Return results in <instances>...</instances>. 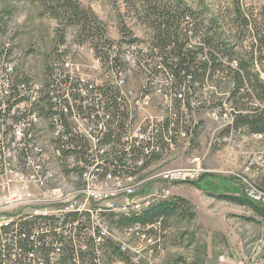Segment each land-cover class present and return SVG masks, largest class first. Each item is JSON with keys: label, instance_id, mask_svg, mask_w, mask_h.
I'll list each match as a JSON object with an SVG mask.
<instances>
[{"label": "rangeland", "instance_id": "1", "mask_svg": "<svg viewBox=\"0 0 264 264\" xmlns=\"http://www.w3.org/2000/svg\"><path fill=\"white\" fill-rule=\"evenodd\" d=\"M71 1L79 4L80 9L89 11V15L80 21L70 22L65 14L66 8H63L66 0H0V50L7 41L12 42L14 51L19 54L16 71L18 79L48 82L51 65L57 58L58 45L65 41L70 32L75 41L95 47L102 57V63L95 66L91 54L74 55L75 61L84 65L83 73L98 78V86L104 89L114 87L110 59L124 58L131 49L136 65L133 67V77L124 79L123 85L134 91V97H138L148 81L152 93L148 110L155 115L164 113L166 101L171 96L156 91L162 79L165 80L167 76L158 65L162 62L165 65L167 56L169 64L177 60L173 54L168 53L171 47L158 45L157 35L161 27H167L171 9L174 12L185 10L193 23H202L214 38V43L210 45L197 34L190 36L189 43L193 46L188 43L185 51L192 50L197 63L201 65L214 58H233L239 65L248 64L252 73L264 80V0ZM172 15L176 24L186 30L190 29L184 18ZM173 59L174 62L171 61ZM221 65L217 70L210 71L212 76L205 79V85L196 84L193 88L199 90L194 99L198 98L202 105L195 115L201 128L194 135L192 146L187 148L180 143L174 152L151 160L133 179L145 183L139 186L141 194L155 193L170 187L173 194L169 199H187L189 206H184L178 214L151 228L149 233L154 242L152 245L143 240L136 229L128 228L129 225H119V219L126 216L111 212L101 216L95 214L92 219L109 233L100 246L103 264H264V218L250 204L231 202L217 195L224 193L248 197L264 208V204L242 193L237 182L225 173L232 171L244 174L253 184L264 186V165L261 159L264 156V138L252 136L240 149L213 147L208 151L210 138L223 127V122L212 119L210 112L225 98L224 95L227 98L231 96L236 85L234 72L229 70L228 65ZM168 69L171 70L170 67ZM238 96L239 105L250 109L255 107L249 104L246 93ZM44 103L45 116H52L53 105L47 99ZM42 125H45L47 140L43 144L46 160L50 161L48 164L57 172L61 184L55 189L32 186L35 206L27 204L4 208L0 205V216L7 215L9 218L11 214L20 215L35 210L54 213L61 208V204H54L68 197L83 205L87 198L95 199L91 193H110L115 188L114 183L104 181L102 175L84 180L78 173L71 174V167H64V163L55 161V157H64L72 144L68 146L56 139L50 119L45 121L44 118ZM72 127V136L83 140L86 130L75 129L74 125ZM79 144L77 150L81 154L89 149L97 151L93 144ZM115 146L120 145L106 144L102 147L113 151L112 147ZM197 155H206V167L223 173H207L198 183L171 185L156 180L155 177L160 173L191 166L192 157ZM253 159L258 161L255 165L260 166L254 167L251 163ZM89 162L91 166L95 164V161ZM100 204L89 201L86 206L95 210ZM88 220L85 216L81 220L86 226L82 231L85 238L77 239L72 244L75 248L89 245L90 254L80 260L81 264H93L94 259L92 250L95 246L89 234L92 223L90 225ZM121 243L130 248L128 253L123 252Z\"/></svg>", "mask_w": 264, "mask_h": 264}, {"label": "built area", "instance_id": "2", "mask_svg": "<svg viewBox=\"0 0 264 264\" xmlns=\"http://www.w3.org/2000/svg\"><path fill=\"white\" fill-rule=\"evenodd\" d=\"M184 20L190 27L188 31L191 36L194 23L189 15L184 16ZM189 46H193L192 43H189ZM84 53L93 56L95 66L102 63V57L98 55L95 47L75 41L73 35L68 32L65 41L58 45L57 58L51 65L48 82L39 83L16 77L19 54L14 51L11 41H7L0 50V205L4 208L27 204L35 206L33 202L36 199L31 190L32 186L44 189L50 187V183L59 185V182L51 181V176L48 174L50 161H46V150L43 145L44 141H47L45 125H35L32 122V112L36 109H43L45 121L50 119L51 127L58 128L57 140L68 146L72 144L64 157H55L54 153L55 161L64 163V167H71V174L78 173L84 180L102 175L104 181L113 182L115 188L110 193H91L95 199L87 198L83 205L69 197L60 202L55 200L54 202L59 204L54 205L61 204V208L54 212L53 221L32 218L31 212L11 214L9 218L7 215L0 216V220H7V228H0V240L6 245L15 243L18 238L25 239L26 234L22 233L21 236L17 231L20 230L22 223L28 222L34 223L36 229L39 227L48 229L53 226L65 241L74 244L75 240L85 238L82 231L86 226L81 221L85 216L90 220L88 223L90 225L92 223L89 234L95 246L92 250L93 264H103L100 258L102 255L100 246L109 233L92 217L95 214L101 216L105 212L116 215L117 210L126 205H134L135 209L156 196H172L170 187L155 193L141 194L139 186L145 183L133 179L143 171L145 164L174 152L180 143L187 148L192 146L194 135H197V130L201 128L200 122L195 120V115L202 102L198 98L194 99L199 90L193 89L192 82H181L176 72L171 68L172 71L168 69L169 63L166 62L165 67L162 62L158 67L168 77L162 79L160 88L156 91L171 97L166 101L165 112L155 115L148 110L152 100L148 81L139 98L134 97V91L122 85V77H133L134 74L136 58L131 49L124 58L110 59L109 66L113 69L114 87L109 89L99 87V79L94 75L89 77L83 73L84 65L75 61L74 55L83 56ZM216 61L220 66L223 63L228 65L230 71L234 73L238 71L242 74L244 86L239 95L248 90L249 104L255 107L250 109L244 105L237 106L232 98L224 95L225 98L210 112V117L215 121L223 122V127L217 132L218 134L214 133L215 135L210 138L208 151L213 147L240 149L252 136L264 138L263 132H251L247 124L238 123V120L246 115L263 111L264 102L253 92L237 61L233 58H220ZM208 63L209 73H206L205 79L212 76L210 71L213 60L208 59ZM46 99L53 105V116H45ZM73 125L75 129L86 130L83 140L72 136L70 128H73ZM240 128H247V136H240ZM228 134H236V141H228ZM76 142L93 144L97 151L89 149L81 154L75 146ZM106 144L120 146L112 147L113 151H108L102 147ZM205 158L206 155L193 156L190 161L191 166L171 169L158 174L155 178L176 185L199 181L207 173H223L207 168ZM261 159L264 165V156H261ZM89 161H95V164L91 166ZM251 163L254 167L260 166L255 165L258 163L256 159ZM225 173L237 182L242 193L248 196L256 195L264 202V186L260 183L253 184L244 174L232 171ZM89 201L101 204L93 210L86 206ZM69 207H81V214L76 217L77 219L74 214H69ZM81 225L82 231H78L77 226ZM156 225V223L146 225L137 223L129 225L128 228L136 229L137 234L152 245L154 242L149 231ZM72 228L77 231L70 232ZM35 236L34 234L32 239L37 240ZM120 245L123 246V252L128 253L130 248L124 243ZM88 248V244L75 248L76 264H81L80 254L83 256L90 254ZM16 251L12 249L9 254L3 253L0 264H58L64 255V243L56 242L55 249L47 254L48 262L41 252L35 254V251L31 250L24 253L20 250L16 254Z\"/></svg>", "mask_w": 264, "mask_h": 264}, {"label": "trees", "instance_id": "3", "mask_svg": "<svg viewBox=\"0 0 264 264\" xmlns=\"http://www.w3.org/2000/svg\"><path fill=\"white\" fill-rule=\"evenodd\" d=\"M64 4L65 5L63 6V8H66L65 14L68 15L69 20L72 23L86 18L90 13L87 10L80 9V5H77L76 3H74V1L66 0ZM185 12V10H175L174 12L170 9V13H168L169 18L167 20L168 25L165 28L161 27L162 29L159 30L160 33L159 35H157V40L158 45L164 48L171 47V51L169 50L170 52L168 53H170V55L173 54L174 58L177 60L176 63L167 65L170 66V68L174 72H176L181 82H192L194 88L196 84H204L203 82L206 78L209 63L207 60L200 65L195 61L196 56L192 50L185 51V48L190 42L189 31L186 30L182 25L176 24L175 17L172 15L175 14L179 18H184V15H186ZM192 28L193 35H199L207 44L212 45L214 43V38L209 34L208 30L205 29L202 23H194ZM168 59L169 57L167 56V63L169 61ZM212 60V70H217L220 64L217 63L215 58ZM171 61L174 62V59ZM240 67H242V69L244 68L245 77L247 76L246 79H248L249 85L252 88L253 92L260 98L262 102H264V80H262L258 74L252 73L248 64H242L240 65ZM233 80L235 81L236 85L229 98L232 97L234 104H237V106H241L239 105L240 97L238 95L239 93H242L241 88L244 86V78L242 74L237 71L233 75ZM249 95L250 92L246 90V96ZM238 123L247 124L251 132L264 133V109L263 111L257 112L254 115H246L242 117V119L238 120ZM240 129L243 130V132L247 133V130L245 128ZM79 145L80 144L78 142L75 143L76 148L79 147ZM145 166L146 164L143 166V168ZM203 178L204 177H202V179ZM193 183H198V181H195ZM217 195L231 202L239 204H250L258 212V214H260L264 218V208L260 207L248 197L241 198L235 195L224 193ZM189 204V201L184 198L160 199L142 210L134 211L126 215L119 214L122 216H126L119 219V225L128 226L134 225L136 223H141L143 225L163 223V221H166L167 218L178 214L180 209H182L186 205L189 206ZM69 214H74L75 219H77L76 217H78L81 212H70ZM49 219L50 221H53L55 220V217H50ZM77 230L82 231V225L77 226ZM4 231H6V229H4ZM17 232H19L21 236L22 233H25L26 238H18L15 243H7L6 245L0 240V260H2L3 258V253L9 254L10 250L15 249L17 250L15 252L16 254H18V251L20 250H23L24 253L31 250H34L35 254L37 252H41L44 255L45 260L48 262L49 260L47 254H49L52 249H55L56 242H62L64 243V255L61 257L58 264H76L74 260L75 245L73 247V243H71V241H65L63 239V236L59 235L56 232V229L53 228V226L48 229L45 227H39L38 229H36V227H34V223L24 222L22 223L20 230ZM70 232H74V229L72 228ZM34 234L36 235L35 237L37 240L32 239ZM80 258L83 259L84 256L80 254Z\"/></svg>", "mask_w": 264, "mask_h": 264}, {"label": "bare ground", "instance_id": "4", "mask_svg": "<svg viewBox=\"0 0 264 264\" xmlns=\"http://www.w3.org/2000/svg\"><path fill=\"white\" fill-rule=\"evenodd\" d=\"M126 78L127 77H122V85H123L124 79H126ZM51 110H52L51 113H52V116H53V108ZM43 119H44L43 118V109H36L34 112H32V122H34L35 125H42ZM53 129H54L55 135L58 136V128H53ZM240 136H246L245 132H243V130H241V129H240ZM228 141H236V134H228ZM48 174L51 176V181L59 182V185L61 184L60 183V178L58 177L57 172L55 171V169L50 164H48ZM57 185H58V183H50V188L51 189H55V188H57L59 186V185L58 186ZM169 197L170 196H156L153 200H149L147 202H143L140 207H137L135 209H134V205H126V207H122L121 209L117 210V215H119V214L126 215V214H129V213L134 212V211L142 210L145 207L150 206L152 203H154V202H156V201H158L160 199H165V198H169ZM250 197L251 198L253 197L252 199L257 201L258 203L264 204L263 200L258 198V196H256V195H252L251 196L250 195ZM70 212H81V207H69V213ZM31 216H32V218H39L41 220L50 221L49 218L50 217H55V213L35 210L34 212L31 213ZM0 228H7V220H0Z\"/></svg>", "mask_w": 264, "mask_h": 264}]
</instances>
